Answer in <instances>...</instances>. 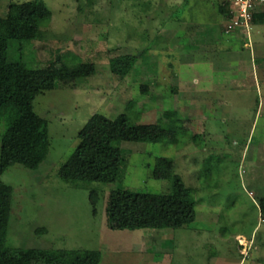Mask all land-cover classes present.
Instances as JSON below:
<instances>
[{
	"label": "rangeland",
	"instance_id": "1",
	"mask_svg": "<svg viewBox=\"0 0 264 264\" xmlns=\"http://www.w3.org/2000/svg\"><path fill=\"white\" fill-rule=\"evenodd\" d=\"M24 1L0 0V36L9 5ZM43 1L50 22L42 39L21 45V61L28 68L46 67L57 57L68 64L91 61L95 71L74 88L57 86L35 98V112L48 123L50 150L35 171L15 164L0 174L12 187L6 246L98 250L100 264H264V217L250 179L251 161L262 153L257 143H264V112L255 116L246 108L254 96L237 99L227 112L214 108L220 100L213 90L234 101L233 88L252 83L223 80L220 71L191 64L209 59L218 42L234 43L221 33L227 19L220 0ZM258 29L253 35L264 41V22ZM18 46L12 44L10 56L19 57L13 56ZM122 55L137 58L126 76L109 66ZM96 113L114 122L111 138L127 158L124 180L67 183L58 168ZM141 124L151 127L152 142L134 140ZM159 156L173 159L174 173L191 189L195 222L177 230L115 229L121 188L171 191V181L152 176ZM90 187L98 191L94 208Z\"/></svg>",
	"mask_w": 264,
	"mask_h": 264
},
{
	"label": "trees",
	"instance_id": "2",
	"mask_svg": "<svg viewBox=\"0 0 264 264\" xmlns=\"http://www.w3.org/2000/svg\"><path fill=\"white\" fill-rule=\"evenodd\" d=\"M229 6L226 0H220L219 12L225 18L230 16ZM51 16L43 0L12 3L5 15V35L0 36V174L15 164L35 171L49 154L48 123L35 112V98L57 86L74 88L80 79L95 71L91 61L68 64L57 57L41 68H28L21 61V45L42 39V27L50 22ZM256 22H264V18L259 16ZM17 42L19 46L13 50V56L16 52L19 57L14 58L10 56V48ZM136 60L132 55L112 58L110 70L126 76ZM113 127L112 119L93 114L78 133V145L58 168V176L76 185L122 183L127 158L111 138ZM134 140L152 142L151 127L136 126ZM152 176L171 181V191L151 193L121 188L115 229L177 230L195 222L196 204L191 189L174 173L173 159L156 157ZM97 200L98 191L90 187L89 201L93 208ZM258 204L264 217V198ZM11 208L12 187L0 181V264H100L98 250L7 247Z\"/></svg>",
	"mask_w": 264,
	"mask_h": 264
},
{
	"label": "crops",
	"instance_id": "3",
	"mask_svg": "<svg viewBox=\"0 0 264 264\" xmlns=\"http://www.w3.org/2000/svg\"><path fill=\"white\" fill-rule=\"evenodd\" d=\"M220 4V2H219ZM263 22H256L252 25L250 31L247 32L244 30H236L232 33H225L224 27H222V34L230 35L233 39L232 45H222L218 42V46H212L214 52H209V59H205L204 57L199 59H193L191 64L193 66H200L211 68L213 70H217L221 72V76L223 80H230L229 76L235 77L238 81H246L248 80L252 83V86L249 84L241 85L233 88L237 90H230L231 93H235L234 101L229 96V94L224 93L222 89H216L215 91L217 97H219V104L214 103V108L223 109L225 112L229 111L231 105H235L237 103V99L239 102H243L244 99L252 100V96H254V100L246 103V108L248 106L249 110L251 109L254 112V115L262 114L264 112V41L257 38L255 35L260 34V30L258 26ZM255 33V35H253ZM247 37L248 42L243 43V40ZM210 48V49H211ZM212 50V49H211ZM193 53V52H192ZM192 55V54H191ZM196 57V54L194 55ZM201 61V63H199ZM204 81V80H203ZM253 81V82H252ZM198 83V82H197ZM225 86H223L224 89ZM204 91L208 94L212 92L210 89H203L201 91L204 94ZM222 92V94H221ZM200 93V92H199ZM230 93V94H231ZM255 93L257 97H255ZM250 95V96H249ZM210 98V96H209ZM231 98V99H230ZM256 98V99H255ZM230 100V101H228ZM212 106H209L207 109H214ZM247 108V109H248ZM206 109H204L205 112ZM227 110V111H226ZM257 147L262 150V153H258L259 158L256 156V161H251V165L253 168V174L251 176L252 183L256 185V195L259 196V200L264 198V143H257ZM245 151V149H244ZM243 151V153H244ZM256 175V176H255ZM253 193V192H252ZM259 202V201H258ZM257 202V208L259 210V204ZM238 235V234H237ZM241 236V235H240ZM252 238V237H251ZM241 258V257H240ZM244 260L237 261L236 264H242Z\"/></svg>",
	"mask_w": 264,
	"mask_h": 264
},
{
	"label": "built area",
	"instance_id": "4",
	"mask_svg": "<svg viewBox=\"0 0 264 264\" xmlns=\"http://www.w3.org/2000/svg\"><path fill=\"white\" fill-rule=\"evenodd\" d=\"M231 6L224 26L225 33L236 30L250 31L255 19L264 18V0H226Z\"/></svg>",
	"mask_w": 264,
	"mask_h": 264
}]
</instances>
